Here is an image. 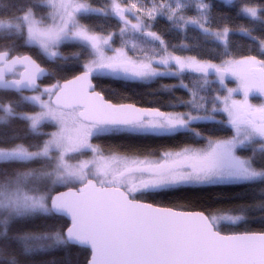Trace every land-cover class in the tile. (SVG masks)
I'll return each mask as SVG.
<instances>
[{
	"label": "snow or ice",
	"instance_id": "obj_1",
	"mask_svg": "<svg viewBox=\"0 0 264 264\" xmlns=\"http://www.w3.org/2000/svg\"><path fill=\"white\" fill-rule=\"evenodd\" d=\"M0 264H264V0H0Z\"/></svg>",
	"mask_w": 264,
	"mask_h": 264
},
{
	"label": "trees",
	"instance_id": "obj_2",
	"mask_svg": "<svg viewBox=\"0 0 264 264\" xmlns=\"http://www.w3.org/2000/svg\"><path fill=\"white\" fill-rule=\"evenodd\" d=\"M193 210H195V209H193Z\"/></svg>",
	"mask_w": 264,
	"mask_h": 264
}]
</instances>
